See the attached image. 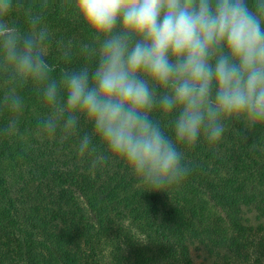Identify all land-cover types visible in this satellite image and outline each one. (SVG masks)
I'll list each match as a JSON object with an SVG mask.
<instances>
[{
	"label": "trees",
	"instance_id": "obj_1",
	"mask_svg": "<svg viewBox=\"0 0 264 264\" xmlns=\"http://www.w3.org/2000/svg\"><path fill=\"white\" fill-rule=\"evenodd\" d=\"M196 245L264 264V0H0V264Z\"/></svg>",
	"mask_w": 264,
	"mask_h": 264
},
{
	"label": "rangeland",
	"instance_id": "obj_2",
	"mask_svg": "<svg viewBox=\"0 0 264 264\" xmlns=\"http://www.w3.org/2000/svg\"><path fill=\"white\" fill-rule=\"evenodd\" d=\"M251 221H252V217H251ZM190 254L194 264H212L213 261L215 260L212 250H210V248L208 247H204L200 245L191 247Z\"/></svg>",
	"mask_w": 264,
	"mask_h": 264
}]
</instances>
